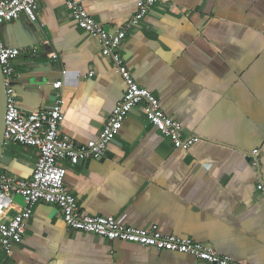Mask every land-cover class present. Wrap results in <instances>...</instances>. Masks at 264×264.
<instances>
[{
	"label": "crops",
	"instance_id": "1",
	"mask_svg": "<svg viewBox=\"0 0 264 264\" xmlns=\"http://www.w3.org/2000/svg\"><path fill=\"white\" fill-rule=\"evenodd\" d=\"M80 1L112 29L133 16L139 0ZM38 19L0 24V41L21 50L15 102L24 112L49 109L50 84L65 70L61 133L76 145L95 140L123 98L122 81L64 0H43ZM121 55L183 134L200 140L174 149L148 123L143 104L132 108L103 158L66 163L64 186L80 211L138 229L156 225L234 261L264 264V189H257L264 188V0H156L128 31ZM6 147L12 158L0 173L30 178L36 149ZM14 200L11 214L25 204ZM0 264L207 263L69 229L58 207L38 202L22 242L9 255L0 251Z\"/></svg>",
	"mask_w": 264,
	"mask_h": 264
},
{
	"label": "built area",
	"instance_id": "2",
	"mask_svg": "<svg viewBox=\"0 0 264 264\" xmlns=\"http://www.w3.org/2000/svg\"><path fill=\"white\" fill-rule=\"evenodd\" d=\"M42 1L0 0V24L25 17L31 24L37 25ZM155 2L156 0H139L136 12L128 21L107 29L89 15L80 0H64L65 8L76 26L99 43L102 57L110 61L114 73L122 81V100L114 107L98 137L85 144L76 145L61 133L65 104L61 90L66 71H61L62 79L50 84L54 91V102L49 109L24 112L15 102L12 87L18 75L14 64L21 55V50L7 47L0 41V66L6 90L4 143L31 147L37 151L30 178L21 179L0 173V251L9 255L13 247L22 242L33 207L38 202H43L58 207L65 225L72 230L96 235L108 241L118 240L158 251L189 255L207 264H245L228 256H221L190 238L164 234L156 225L138 229L124 225L114 217L83 214L75 196L64 186L66 163L74 166L87 159L103 158L130 110L140 104L144 105L148 123L166 137L174 149H189L200 140L197 136L183 134L181 123L162 111L158 98L135 82L121 55V45L128 31L139 26ZM50 57L57 60L54 53ZM93 75L90 72L84 78ZM251 156L252 165L258 167L259 151H251ZM257 189L261 191L264 188L260 184ZM15 196L22 197L25 204L15 214H11Z\"/></svg>",
	"mask_w": 264,
	"mask_h": 264
},
{
	"label": "water",
	"instance_id": "3",
	"mask_svg": "<svg viewBox=\"0 0 264 264\" xmlns=\"http://www.w3.org/2000/svg\"><path fill=\"white\" fill-rule=\"evenodd\" d=\"M5 112H6V90L5 78L0 66V167L7 166L12 158L11 151L4 143L3 134L5 129Z\"/></svg>",
	"mask_w": 264,
	"mask_h": 264
}]
</instances>
